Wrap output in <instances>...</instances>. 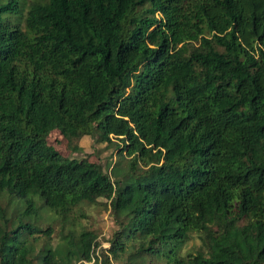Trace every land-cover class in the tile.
I'll return each mask as SVG.
<instances>
[{
  "label": "trees",
  "instance_id": "trees-1",
  "mask_svg": "<svg viewBox=\"0 0 264 264\" xmlns=\"http://www.w3.org/2000/svg\"><path fill=\"white\" fill-rule=\"evenodd\" d=\"M26 5L0 0V264H264V0Z\"/></svg>",
  "mask_w": 264,
  "mask_h": 264
},
{
  "label": "rangeland",
  "instance_id": "rangeland-1",
  "mask_svg": "<svg viewBox=\"0 0 264 264\" xmlns=\"http://www.w3.org/2000/svg\"><path fill=\"white\" fill-rule=\"evenodd\" d=\"M3 2H7L8 0H1ZM32 1H41V0H18L19 3L27 4L24 6V14L27 11L29 3ZM93 141V140H92ZM83 141L81 145L86 148V150L82 151H74L69 145L68 140L61 135L59 132H53L49 137V143L55 145L61 152L65 155L69 154L72 156H86L88 154L90 160L92 161H100V158L106 159L109 156H113L117 151L115 147H102L95 142ZM94 143V144H93ZM86 217H81L80 221L83 225L98 229L101 232L102 237V247L108 249L111 246V242L114 238V233L117 230V226L114 222L112 215L109 210H106L102 204L90 206L87 208ZM133 240H130L128 243L130 246L133 245ZM195 244H200L199 240L196 238V235L191 237V239L183 245L181 244V248L183 251L190 250ZM129 246V247H130ZM155 260H162L164 258L163 254H157L154 256Z\"/></svg>",
  "mask_w": 264,
  "mask_h": 264
},
{
  "label": "built area",
  "instance_id": "built-area-1",
  "mask_svg": "<svg viewBox=\"0 0 264 264\" xmlns=\"http://www.w3.org/2000/svg\"><path fill=\"white\" fill-rule=\"evenodd\" d=\"M87 264H93V261H91V262H87Z\"/></svg>",
  "mask_w": 264,
  "mask_h": 264
}]
</instances>
